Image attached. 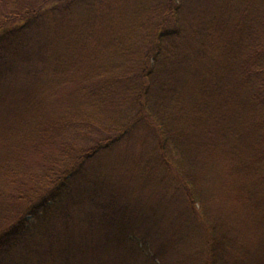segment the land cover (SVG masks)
Here are the masks:
<instances>
[{"label":"trees","instance_id":"16d2710c","mask_svg":"<svg viewBox=\"0 0 264 264\" xmlns=\"http://www.w3.org/2000/svg\"><path fill=\"white\" fill-rule=\"evenodd\" d=\"M108 2L0 0V264H264V0Z\"/></svg>","mask_w":264,"mask_h":264},{"label":"rangeland","instance_id":"374dc122","mask_svg":"<svg viewBox=\"0 0 264 264\" xmlns=\"http://www.w3.org/2000/svg\"><path fill=\"white\" fill-rule=\"evenodd\" d=\"M108 1H110V2H108L109 4H107V7L110 6L111 8L118 9V10L123 9V7H122L123 4L121 5L119 0H108ZM126 6L129 7L127 3H126ZM114 12L116 13V10ZM116 14L119 15L118 12ZM51 92L53 93V91H51ZM36 97L42 99L44 102V93L42 91L37 92ZM215 202H216L215 204L220 205L219 202H217V201H215ZM224 205H226V204H224ZM224 207H225V209L233 210V208H229L226 206H224ZM233 211H236V210H233ZM231 221H233V220H231ZM234 226H235L236 230L239 232V234L241 236H243V238H241V241L248 244L247 246H249L250 243L255 241V252L257 253V255H260L259 251L262 250L263 244H262V242L260 244L259 240L261 237H264V236H259V233H262L261 228L259 227L260 229H258L259 224L256 223L255 227L254 226L252 227L248 222L242 221V222H236V224ZM260 246H262V248H260Z\"/></svg>","mask_w":264,"mask_h":264}]
</instances>
